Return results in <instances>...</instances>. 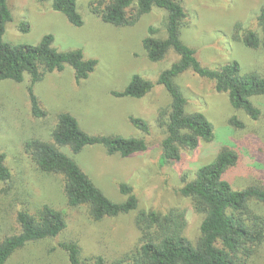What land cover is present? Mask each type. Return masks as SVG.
Listing matches in <instances>:
<instances>
[{
    "label": "rangeland",
    "instance_id": "1",
    "mask_svg": "<svg viewBox=\"0 0 264 264\" xmlns=\"http://www.w3.org/2000/svg\"><path fill=\"white\" fill-rule=\"evenodd\" d=\"M92 1L78 0L84 25L75 27L61 13L39 11L50 7L49 4H40L37 0H8L13 22L7 25L6 42L38 45L45 36L52 35L58 51L82 50L86 59L98 61V69L80 84L71 67L48 74L35 89L49 109L46 119L32 116L28 75L21 84L9 80L0 82V152L6 154V164L13 175L9 192L0 198V236L21 231L17 221L20 211L35 209L39 203L64 206V178L42 173L25 151L24 144L32 138L52 142L57 116L68 112L90 134L146 139L148 150L130 157L110 156L102 146L86 147L79 154H74L70 147L61 150L115 202L126 201L119 188L120 183H125L134 189L140 209L163 214L173 208L185 209L188 213L185 235L195 243L203 217L177 192L184 175L213 162L222 149L231 148L239 152L240 162L225 178L238 189L254 181L264 183V116L254 121L245 112L236 110L225 94L218 93L212 81L188 71L177 79L188 99V112L204 113L214 126L215 137L212 142L201 143L195 151L184 150L179 163L161 165L159 156L164 129L157 119L159 110L170 103L168 93L163 88L155 89L141 100L116 98L112 93L125 89L136 74L156 83L160 73L179 60V56L170 51L164 60L152 63L143 46L151 27L159 31L156 38L167 37L168 13L154 8L133 26L115 27L91 12ZM179 1L186 11L182 40L195 49L203 66L218 68L238 62L243 75L257 73L264 78V44L250 49L236 39L238 24L242 34L254 31L263 39L258 18L264 0ZM132 14L129 11V16ZM22 22L29 23V32L23 33L18 28ZM251 101L264 114V95L254 96ZM129 116L145 119L150 125V134H143L132 126ZM233 116L246 127L238 129L230 124ZM254 205L264 214V206L255 201ZM135 214L134 211L118 217L117 221L94 225L80 213L74 217L80 225L71 226L66 232L67 236L74 237L68 240L80 241L85 258L101 255L112 261L135 244ZM64 241L60 236L29 244L18 251L9 264H70L68 253L60 246ZM247 264H264V243Z\"/></svg>",
    "mask_w": 264,
    "mask_h": 264
},
{
    "label": "trees",
    "instance_id": "2",
    "mask_svg": "<svg viewBox=\"0 0 264 264\" xmlns=\"http://www.w3.org/2000/svg\"><path fill=\"white\" fill-rule=\"evenodd\" d=\"M49 4L53 11L64 15L75 27H82L84 19L78 10V0H37ZM154 8L168 13L167 37L156 38L159 32L149 28V36L143 41L148 59L161 62L170 51L179 56L169 68L162 71L156 83L142 75H133L122 91H114L116 98L144 99L155 89L163 88L170 103L158 113V123L164 129L159 162L173 165L182 160L184 150L195 151L201 143L212 142L214 126L202 112H188V99L177 79L188 71L200 78L212 81L215 90L225 94L232 106L258 121L262 111L251 98L264 95V78L257 73L242 74L238 62L218 68L203 66L195 49L182 40V23L186 18L184 5L179 0H93L91 12L101 21L115 27L133 26L141 16ZM129 11L133 14L129 16ZM263 39L254 31H244L236 25V39L250 49L264 44V7L258 18ZM13 22L8 0H0V82L13 81L21 84L26 75L30 78L28 97L32 116L46 119L49 114L45 102L38 96L36 86L48 74L63 72L67 67L74 70L77 83L87 80L98 69L96 59H86L82 50L58 51L54 37L47 35L38 45H14L4 40L6 28ZM18 28L29 32L30 26L22 22ZM129 121L143 134H150L149 123L129 116ZM229 123L244 129L245 123L233 116ZM52 142L32 138L25 144L38 169L45 174H58L64 179V206L39 203L35 209L20 211L17 221L18 234L0 236V264H9L11 258L29 244L63 237L60 246L68 253L70 264H247L257 248L264 243V214L253 205L264 206V183L254 181L246 188H235L225 178L226 173L240 162V154L224 148L216 159L195 172H188L177 192L189 200L195 212L202 215L198 240L193 243L186 235L187 211L170 209L167 213L140 209L134 189L120 183L125 202L109 198L86 174L80 165L61 150L70 147L74 154L89 146H102L110 156L130 157L148 150L145 138L123 137L117 134H90L71 113H60L52 133ZM7 156L0 152V198L10 190L13 175L6 164ZM73 210H78L74 212ZM136 212L133 227L135 244L131 249L110 261L104 256L84 257L80 241L68 240L71 226L80 225L75 216L83 213L91 224L117 221V218ZM76 222V223H74ZM67 240V241H66Z\"/></svg>",
    "mask_w": 264,
    "mask_h": 264
},
{
    "label": "crops",
    "instance_id": "3",
    "mask_svg": "<svg viewBox=\"0 0 264 264\" xmlns=\"http://www.w3.org/2000/svg\"><path fill=\"white\" fill-rule=\"evenodd\" d=\"M41 13H47V12H54L53 10H52V8H51V6L49 7H46V8H44L42 11L41 10H39Z\"/></svg>",
    "mask_w": 264,
    "mask_h": 264
}]
</instances>
